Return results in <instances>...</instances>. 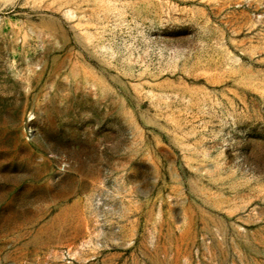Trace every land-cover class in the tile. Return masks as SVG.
<instances>
[{
	"label": "rangeland",
	"instance_id": "rangeland-1",
	"mask_svg": "<svg viewBox=\"0 0 264 264\" xmlns=\"http://www.w3.org/2000/svg\"><path fill=\"white\" fill-rule=\"evenodd\" d=\"M0 264H264V0H0Z\"/></svg>",
	"mask_w": 264,
	"mask_h": 264
}]
</instances>
